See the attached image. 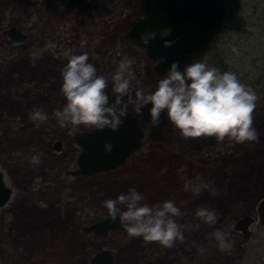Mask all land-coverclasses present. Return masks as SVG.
Wrapping results in <instances>:
<instances>
[{
	"label": "rangeland",
	"instance_id": "obj_1",
	"mask_svg": "<svg viewBox=\"0 0 264 264\" xmlns=\"http://www.w3.org/2000/svg\"><path fill=\"white\" fill-rule=\"evenodd\" d=\"M142 3L0 0V170L11 189L0 206V264H88L102 246L111 250L115 264H264V224L256 221L255 212L256 202L264 198V0H226L224 26L199 58L221 72H234L255 90L253 127L259 142L185 139L166 112L160 125L151 127L150 104L141 116L129 106L128 114L144 129L141 146L114 169L83 176L65 173L76 167L80 150L73 133L91 128H61L53 115L65 104L60 70L70 55L88 53V62L105 76L124 56L135 58L134 89L154 91L162 78L155 75L149 57L124 36L130 21L141 15ZM9 25L27 34L23 42H7L1 30ZM37 107L49 115L48 122L29 119ZM57 139L61 147L53 149ZM36 153H43L38 166L30 163ZM197 176L214 181L221 194L185 192L184 181L195 184ZM129 188L150 205L173 200L182 213L175 217L177 223L199 227H186L184 242L172 248L116 230L96 239L80 230L108 214L104 200ZM198 207L214 210L217 223L200 222ZM244 213L254 216L245 236L234 228ZM214 229L228 234L223 250L206 238Z\"/></svg>",
	"mask_w": 264,
	"mask_h": 264
},
{
	"label": "clouds",
	"instance_id": "obj_2",
	"mask_svg": "<svg viewBox=\"0 0 264 264\" xmlns=\"http://www.w3.org/2000/svg\"><path fill=\"white\" fill-rule=\"evenodd\" d=\"M141 40L147 43L143 34ZM168 46L170 44L166 43L165 47ZM88 61L86 52L73 54L60 70V95L64 97L65 104L53 115L61 128L74 130L85 126L103 130L107 127L116 131L123 123L122 118L128 115L129 106L136 116H141L142 109L150 104L151 127H158L161 114L166 112L170 124L185 139L215 137L221 142L225 138L241 144L259 142V133L253 127L258 96L254 89L241 83L234 72H221L201 62V59L185 66L182 72L178 63H172L167 75L158 80L155 90L145 91L133 88V81L136 80L133 68L135 58L124 56L110 76L98 75L96 67ZM160 63L163 60L156 61V64ZM109 83L111 99L114 101L111 104L110 96L106 94ZM29 119L46 123L49 115L37 107L29 113ZM42 156L43 153L32 155L30 163L38 166ZM193 189L197 195L202 190L209 191L213 196L221 194L214 181L205 182L199 176L195 184L184 181L185 192ZM144 200L140 192L129 188L126 194L122 193L116 199L104 200L102 206L113 221L119 217L122 228L130 237L158 242L165 248H172L177 242L183 243L186 227H199L198 224L190 226L177 223L175 217L182 213L173 200H165L157 205H150ZM195 216L209 226L217 223L216 212L205 207H198ZM227 235L220 229H214L206 238L214 240L218 248L223 250Z\"/></svg>",
	"mask_w": 264,
	"mask_h": 264
},
{
	"label": "water",
	"instance_id": "obj_3",
	"mask_svg": "<svg viewBox=\"0 0 264 264\" xmlns=\"http://www.w3.org/2000/svg\"><path fill=\"white\" fill-rule=\"evenodd\" d=\"M225 4L224 0H143L141 15L130 21L124 36L149 57L155 75L165 77L172 63H178L182 72L185 66L202 58L211 48V42L224 26ZM161 29L166 31L160 33ZM1 31L11 44L23 42L27 35L15 25L6 26ZM142 34L147 43L141 40ZM166 43L170 46L165 47ZM157 60H163V63L156 64ZM106 94L111 95L109 90ZM112 102L110 96L109 103ZM122 120L116 131L107 127L103 130L91 127L75 131L72 138L80 148L76 167L67 169L65 173L93 175L122 164L131 152L141 146L145 135L141 124L130 114ZM60 144L59 139L54 140L52 148L60 149ZM2 174L0 170V206L11 195ZM256 203V221L264 224V198L261 197ZM253 220L252 214L244 213L236 218L234 228L243 236L248 235V226ZM80 230L90 233L95 239L107 236L112 230L128 236L119 217L113 221L108 214L82 224ZM112 254L109 248L99 247L89 257L88 264H115Z\"/></svg>",
	"mask_w": 264,
	"mask_h": 264
},
{
	"label": "flooded vegetation",
	"instance_id": "obj_4",
	"mask_svg": "<svg viewBox=\"0 0 264 264\" xmlns=\"http://www.w3.org/2000/svg\"><path fill=\"white\" fill-rule=\"evenodd\" d=\"M224 2L226 3V0H224ZM227 4V3H226ZM226 4H225V8H226ZM224 14H226L225 12H224ZM111 96V95H110ZM60 147H61V144H60ZM75 168V167H74ZM77 175H79V174H77Z\"/></svg>",
	"mask_w": 264,
	"mask_h": 264
},
{
	"label": "trees",
	"instance_id": "obj_5",
	"mask_svg": "<svg viewBox=\"0 0 264 264\" xmlns=\"http://www.w3.org/2000/svg\"><path fill=\"white\" fill-rule=\"evenodd\" d=\"M234 189H235V190H236V189L238 190L239 188H234Z\"/></svg>",
	"mask_w": 264,
	"mask_h": 264
}]
</instances>
